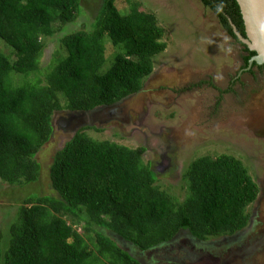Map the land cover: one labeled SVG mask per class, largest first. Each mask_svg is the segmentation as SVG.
<instances>
[{
    "label": "trees",
    "instance_id": "obj_1",
    "mask_svg": "<svg viewBox=\"0 0 264 264\" xmlns=\"http://www.w3.org/2000/svg\"><path fill=\"white\" fill-rule=\"evenodd\" d=\"M82 1L0 0V40L12 48L10 54L0 50V181L10 186L38 182L36 157L54 134L57 112H90L138 94L168 48L166 29L142 1L125 0L124 13L120 0H103L93 30L63 34L66 55L57 54L45 77L26 81L42 72L46 40L84 13ZM200 2L243 48L241 70L264 74L256 63L246 71L256 52L234 33L233 25L247 37L238 1ZM108 43L121 51L104 71ZM145 151L99 141L86 130L74 134L49 168L57 198L28 200L19 208L2 264H142L120 240L146 253L181 232L204 242L248 226L247 210L260 189L242 160L225 154L195 160L179 202L157 184Z\"/></svg>",
    "mask_w": 264,
    "mask_h": 264
},
{
    "label": "rangeland",
    "instance_id": "obj_2",
    "mask_svg": "<svg viewBox=\"0 0 264 264\" xmlns=\"http://www.w3.org/2000/svg\"><path fill=\"white\" fill-rule=\"evenodd\" d=\"M138 1L145 4L147 11L158 16L166 29L164 41L168 48L156 58L154 73L144 81L141 92L109 109L96 110L91 127L85 124L78 126L79 129L86 130L99 141L108 140L133 149L145 148L144 161L150 163L156 172L157 184L179 202H183L187 194L184 174L195 160L224 154L242 160L260 189L257 201L247 212L250 215L256 212L259 216L258 229L253 234L262 236L264 74L256 70L252 76L241 70L245 55L243 48L228 36L215 15L200 0ZM102 2L82 1L84 13L63 32L46 40L40 63L42 72L31 75L26 81L45 77L57 54L66 55L60 43L63 34L80 29L93 30L92 24ZM118 5L122 12H128L125 0H120ZM106 48L104 71L111 68L115 52L121 51L109 43ZM0 50L10 54L12 48L0 40ZM239 74L238 82L232 84ZM17 81H22V78H17ZM63 114L57 112L53 124ZM54 132L50 142L36 157L42 166L37 183L10 186L0 181V264L8 248L10 226L16 221L19 208L28 200H34L32 205L41 197L57 198L51 188L49 168L55 155L74 133L71 129L66 133ZM212 242L226 243L219 238L210 239L205 244L209 246ZM119 243L136 257L145 259L144 254H148L121 240ZM187 244L182 240L180 245L183 248L175 247L172 257L181 258L186 254L185 249L190 253L199 252L192 247H184ZM263 252L257 253L259 260L255 258L251 263L246 258V263H264ZM198 264L210 262L204 259Z\"/></svg>",
    "mask_w": 264,
    "mask_h": 264
},
{
    "label": "flooded vegetation",
    "instance_id": "obj_3",
    "mask_svg": "<svg viewBox=\"0 0 264 264\" xmlns=\"http://www.w3.org/2000/svg\"><path fill=\"white\" fill-rule=\"evenodd\" d=\"M117 105V104H116ZM110 107H102L96 110L109 109ZM93 112H69L64 113L57 121L56 125L59 131L68 132L73 130V133L80 131L78 126L85 124L90 125L97 115V111ZM78 127V128H77ZM91 125L89 126V128ZM259 216L256 212L250 215V221L248 226L241 232H238L231 236H224L220 238L222 242H212L209 246L205 244L207 241H199L193 238L187 232H181L172 242L167 245L160 246L151 251H148L147 255L144 254V258L137 257L142 264H198L206 259L210 264H247L246 258L251 260V263L255 258L258 259L257 253L264 251V231L260 232V237L253 234L258 229ZM185 240L188 244L184 247H192L199 252L190 253L185 249L186 254L181 258L173 256L175 247L183 248L180 242ZM264 253V252H263ZM141 254V253H140ZM142 256V255H140ZM236 260V261H234ZM259 260V259H258ZM261 263V262H260ZM264 264V263H261Z\"/></svg>",
    "mask_w": 264,
    "mask_h": 264
},
{
    "label": "water",
    "instance_id": "obj_4",
    "mask_svg": "<svg viewBox=\"0 0 264 264\" xmlns=\"http://www.w3.org/2000/svg\"><path fill=\"white\" fill-rule=\"evenodd\" d=\"M237 1L243 15L247 37H243L232 24L234 33L250 51L256 52V56L249 61V67L246 69L248 72L254 63L264 65V0Z\"/></svg>",
    "mask_w": 264,
    "mask_h": 264
},
{
    "label": "clouds",
    "instance_id": "obj_5",
    "mask_svg": "<svg viewBox=\"0 0 264 264\" xmlns=\"http://www.w3.org/2000/svg\"><path fill=\"white\" fill-rule=\"evenodd\" d=\"M96 110V109H95ZM95 110H93V111H95ZM91 112V111H90ZM53 127H54V129H56V130H58L59 131V129H58V127H57V125L56 124H53ZM55 130V131H56ZM55 133V132H54ZM76 134V133H75ZM54 135V134H53ZM53 137V136H52Z\"/></svg>",
    "mask_w": 264,
    "mask_h": 264
}]
</instances>
